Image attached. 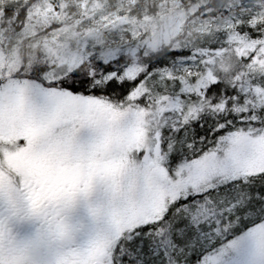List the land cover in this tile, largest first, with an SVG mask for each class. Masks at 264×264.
Masks as SVG:
<instances>
[{
  "label": "snow or ice",
  "instance_id": "snow-or-ice-1",
  "mask_svg": "<svg viewBox=\"0 0 264 264\" xmlns=\"http://www.w3.org/2000/svg\"><path fill=\"white\" fill-rule=\"evenodd\" d=\"M236 31L260 43L231 71L215 66L234 43L227 32L147 66L126 59L140 56L138 45L85 38L91 54L78 66L57 49L0 71V88L29 82L38 93L150 110L146 144L132 152L136 170L101 198L102 216L88 207L68 214L21 176L0 177V264H264V71L252 63L264 62L256 55L264 24ZM168 101L179 108L161 114Z\"/></svg>",
  "mask_w": 264,
  "mask_h": 264
},
{
  "label": "rangeland",
  "instance_id": "rangeland-1",
  "mask_svg": "<svg viewBox=\"0 0 264 264\" xmlns=\"http://www.w3.org/2000/svg\"><path fill=\"white\" fill-rule=\"evenodd\" d=\"M201 2L204 0H142L139 8L142 17L137 19L136 14L128 10L129 5L136 4V0H33L19 31L0 32V71L8 74L31 61L24 58L22 46L29 56L34 55L32 51L36 47L39 53L49 50L55 53L59 49L62 56L68 54L76 57L77 64L74 66H78L81 53L83 59L91 54V50L84 52L85 38L113 49L121 45H138L150 50L157 47L148 45L156 43L159 46L163 43L199 50L200 43L227 32L228 40L234 42L232 45L239 55L256 51L260 41L251 40L247 31L243 34L236 31V26L264 24V0L235 1L225 14L216 18L207 16L209 11L199 6ZM150 9L154 11L151 15ZM62 15L68 23L60 26ZM141 18L145 21V37ZM53 19L57 21L56 29L46 31L45 24ZM150 22L153 24L151 34L147 33ZM154 26L157 29H153ZM39 28H42V37L35 35ZM225 50L217 52V56L222 58L215 66L228 70L231 62L227 58L229 55H224ZM262 54L264 47L257 52V58ZM126 59L134 58L131 55ZM208 59L212 60L211 57ZM252 63L258 70L264 71V67H261L264 62L258 64L254 59ZM208 73L214 81L216 77L212 75V69ZM160 99L167 101V97ZM171 108H179V105L168 101L160 107V113ZM149 111L131 105L117 106L95 97L61 94L54 90L38 93L29 82L12 83L0 88V126L5 131L29 122L61 124L70 129L64 143L75 141L76 146L89 145L99 157L111 158V163L124 161L123 168L118 169L124 182H117V194L136 170V164L131 163L129 155L146 144ZM38 171H42V168L39 167Z\"/></svg>",
  "mask_w": 264,
  "mask_h": 264
},
{
  "label": "flooded vegetation",
  "instance_id": "flooded-vegetation-1",
  "mask_svg": "<svg viewBox=\"0 0 264 264\" xmlns=\"http://www.w3.org/2000/svg\"><path fill=\"white\" fill-rule=\"evenodd\" d=\"M69 131L61 124L50 123L29 122L9 131L0 126V177L8 172L21 176L33 185L38 197L57 200L68 214L88 207L102 216L106 205L101 198L117 194L119 184L124 182L118 169L125 162L111 163V158L99 157L89 145L64 143ZM129 157L135 164L132 154Z\"/></svg>",
  "mask_w": 264,
  "mask_h": 264
},
{
  "label": "trees",
  "instance_id": "trees-1",
  "mask_svg": "<svg viewBox=\"0 0 264 264\" xmlns=\"http://www.w3.org/2000/svg\"><path fill=\"white\" fill-rule=\"evenodd\" d=\"M33 1V0H32ZM32 1H22V0H2L0 3V32L7 33L9 31H14L17 32L20 30L21 25L25 22L27 15H28V9L30 8ZM239 1V2H244L245 0H204V2L200 3V7L202 6L204 10H208L209 13L207 16L209 17H219L225 14L228 10V7L230 6L231 3ZM142 0H136V4L131 6L129 5L128 10H130L131 13L136 14V18L139 19L142 17L140 13V5H141ZM205 3V4H203ZM199 10V9H198ZM58 11V10H56ZM154 11H151L150 9V15L153 14ZM67 18H65L62 15V19L60 20L59 24L60 26L65 25V23H68ZM142 20V18H141ZM143 22H140L141 25H143V34L145 37V21L142 20ZM57 21L53 19L49 23L45 24L44 28L46 31H54L57 26ZM153 24L150 22V30L147 28V33L150 32L151 34V26ZM153 29H157L156 26H154ZM37 37H42L43 32L42 28L38 29V32L35 34ZM142 37L141 39H143ZM26 46V44H24ZM22 52L24 58H27L30 60H33L38 54H39V48L36 47L32 52L33 56L27 55V52L25 51L24 46H22ZM134 47V46H132ZM27 48V47H26ZM144 51L140 54L139 57H133L135 59H139L141 61H144L143 65H137V66H147L148 63H155L157 60L161 59H169L170 58V53L173 49H185V48H177L173 47L172 45H165V44H160L157 46L156 49H146L144 46H142ZM28 49V48H27ZM30 50V49H28ZM229 55L227 58L231 62V68L228 69V71H231L234 69L235 65L240 62L241 57H247L251 53H242L241 55L238 54V52L235 50V48L231 47V50L226 49L224 51V55ZM128 57H131L129 54ZM222 58V57H219ZM24 62V61H23ZM237 79V77H236ZM89 97V96H87ZM105 100V99H104ZM112 102V101H111ZM114 103V102H113Z\"/></svg>",
  "mask_w": 264,
  "mask_h": 264
}]
</instances>
